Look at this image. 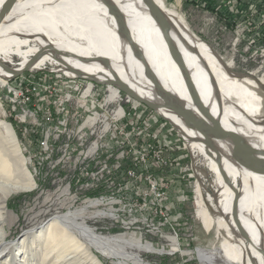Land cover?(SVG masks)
Wrapping results in <instances>:
<instances>
[{
  "label": "rangeland",
  "instance_id": "1",
  "mask_svg": "<svg viewBox=\"0 0 264 264\" xmlns=\"http://www.w3.org/2000/svg\"><path fill=\"white\" fill-rule=\"evenodd\" d=\"M162 1L171 13L181 17L194 37L213 48L232 73L259 82V86L249 87L263 102L256 118H264V0H238L233 7L227 0ZM10 59L7 63L16 67L23 58L11 54ZM66 76L74 77L81 90L97 99L88 96L86 101L84 98L72 101L68 122L75 128L73 135L78 142H64V135L44 151L38 142L31 140H41L42 110L55 108V96L66 90L63 88ZM78 78L59 71L53 61H46L41 67L0 81V149L12 168L19 167L10 176L0 174V179L31 178L33 182L29 190L14 193L6 201L2 243L9 246L0 253V264H20V259H25L21 264H98L91 259L94 255L102 264H120L119 258L94 249L89 256L87 242L82 238L80 248H74L76 251L70 248L69 253L65 246L59 245L43 258L46 242L39 236V228L46 227L57 215L81 208L87 212L86 224L96 234L139 235L142 241L163 249L140 252L127 248L142 264L226 263L221 244L230 238L229 230L219 217L207 230L196 213L198 186L202 185L207 198L218 189L217 177L206 156L199 154L195 146H188L191 142L180 130L145 103L113 85ZM34 86L37 89L32 94L29 91ZM46 95L50 96V102ZM101 110L105 135L116 130L120 142H100L102 157L85 160L80 151H85L90 142L85 145L79 142L86 136L85 130H91V118L97 117ZM7 124L16 142H11L7 135ZM107 156L113 171L101 177L97 162ZM104 198H113V202ZM11 200H17L16 210L9 207ZM208 204L215 216L218 208ZM160 211L167 215V224L157 216ZM29 230L33 233H28ZM29 254L31 258L27 259Z\"/></svg>",
  "mask_w": 264,
  "mask_h": 264
},
{
  "label": "bare ground",
  "instance_id": "2",
  "mask_svg": "<svg viewBox=\"0 0 264 264\" xmlns=\"http://www.w3.org/2000/svg\"><path fill=\"white\" fill-rule=\"evenodd\" d=\"M157 1L165 7L162 0ZM173 13L183 29V67L173 58L155 10L147 0H0V59L8 64L12 61L11 54H19L23 59L16 67L21 68L43 47H55L62 52L58 55L64 66H74L99 78L118 74L169 103L178 96L183 97L197 127L208 130L210 138L220 140L225 147L206 148L180 119L171 115L181 134H188L183 135L191 142L188 146L198 147L199 154L206 156L217 177L218 189L210 198L205 197L202 185L198 186L196 213L207 230L219 217L229 230L230 238L235 239L226 238L222 242L221 255L226 263L220 264H264V118H256L263 102L249 87L259 86V82L232 73L213 48L194 37L181 17ZM97 56L113 62L112 72L87 60ZM53 60V56L43 55L34 67ZM4 70L1 63L2 82L11 75ZM5 129L11 142H16L12 128L7 124ZM233 150L254 157H249L245 167L239 166L230 156ZM17 170L19 167L12 168L0 149V174L10 176ZM32 184L31 178L0 179V224L3 222L0 253L9 246L2 243L6 201L14 193L29 190ZM208 202L218 208L215 216ZM86 213L84 208L68 211L39 228L38 234L44 237V244L46 242L43 258L59 245L65 246V251L80 248L79 238L86 240L87 253L94 249L108 257L119 258L120 264H142L127 248L140 252L163 251L142 241L139 235L96 234L86 224ZM31 231L28 233H33ZM88 255L91 256L90 252ZM91 259L102 264L96 255ZM24 261L20 259V264Z\"/></svg>",
  "mask_w": 264,
  "mask_h": 264
},
{
  "label": "water",
  "instance_id": "3",
  "mask_svg": "<svg viewBox=\"0 0 264 264\" xmlns=\"http://www.w3.org/2000/svg\"><path fill=\"white\" fill-rule=\"evenodd\" d=\"M147 1L151 5V7L155 10V14L158 17V21H159L158 23L160 24L159 26L161 27L167 46L169 47V50L173 58L175 59V61L179 66L183 67L181 62V54L183 49V42H182L183 29H182V25H180L179 23V19L173 13H171L166 7L161 5L157 0H147ZM58 54L61 55L62 52L55 47H50V46L43 47L39 52L34 54L32 58L27 63H25L21 68L18 67L14 68L9 64L2 62L1 59H0V64L3 63L5 72L11 73V75L7 77L8 80L15 76L20 75L21 73H24L25 71H29L35 68L34 67L35 63L39 59H41L43 55H51L54 58L53 62L57 63L59 71H65L66 73H69L72 76L79 77L85 80L113 85L118 89H120L121 91L125 92L127 95L133 97L134 99L145 103L146 105L151 107L154 111L159 113L162 117H164L165 119H167L177 127V125L171 118L172 117L171 115L176 116L186 126L185 128L191 132V135L193 133L195 139L203 143L206 148L216 149V150L225 149V147L220 144L219 142L220 140L210 138V136L208 135V130H201L197 127V125L194 123L192 115L189 113V110L186 109L185 99L183 97L178 96L172 103H169L165 100L158 99L156 96L149 93L144 88L139 87L138 85L133 83V81L129 82L123 80L118 74L113 73L112 76L110 77L99 78L96 75L85 74L80 70H78L77 68H75L74 66H69V65L64 66L65 64L63 63L62 58ZM87 60L91 63H98L105 70L111 71V69H114L113 62L108 58L97 56L96 58L87 59ZM184 131L186 133L189 132L186 130ZM202 132H203L202 134L203 136H201ZM233 151L231 152L230 156L232 157L234 162H236L237 165L239 166L245 167L246 161L250 159L249 157L253 156V155H241L240 153H237L235 151H234L235 155H233Z\"/></svg>",
  "mask_w": 264,
  "mask_h": 264
},
{
  "label": "built area",
  "instance_id": "4",
  "mask_svg": "<svg viewBox=\"0 0 264 264\" xmlns=\"http://www.w3.org/2000/svg\"><path fill=\"white\" fill-rule=\"evenodd\" d=\"M238 0H227L228 4H231V7H233ZM177 3V1H176ZM216 6V4H214ZM57 76H61L58 74ZM65 79L67 82L65 86L63 87L64 93H62L60 96H55L54 98V105L55 108H47L46 110H42L41 113V125L39 126L41 130V140L39 141H32L31 142H38V146L44 150L47 151L50 148L51 142H59L60 137L66 136V139L64 142H78L74 138L75 128H71L69 126L68 122V114L72 109V101L76 98L79 100V98L86 101V98L89 96L90 98L97 99V97L94 98L93 95H90L88 91L81 90V84L77 82V80L74 77L66 76ZM79 79V78H78ZM82 79H79L81 81ZM85 82H91L88 80H85ZM92 83V82H91ZM31 89V88H30ZM30 89H27L29 91ZM36 87L34 86L29 92L35 93ZM30 96V95H29ZM48 102H50V96L46 95ZM85 112H83L82 118L84 117ZM77 120H79V116H75ZM88 121V120H87ZM104 123V113L101 112L98 114L97 117L91 118V130H85L86 136L82 138V140L79 142L80 145H85L86 142H90L87 145V149L85 151H80L81 154H83V158L85 160L88 159H94V158H101L104 154V151L102 149V146L100 142H105L104 144H110L111 142H120L118 137V131L114 130L112 134L105 135L103 126ZM103 126V127H102ZM80 130V128H77V132ZM25 132V130H24ZM92 138V139H91ZM198 147H196L197 150ZM109 156H107L104 159H99V170L98 173H100L101 177H104L106 174L113 171V167L109 166L108 163ZM119 166L117 165L116 168ZM108 198H104L103 200L106 201ZM96 201V200H93ZM103 201V202H104ZM92 202V201H91ZM98 202V201H96ZM113 202V198L108 199V203ZM99 203V202H98ZM160 218V221L164 224H167V215L163 211H160V213L157 215ZM144 225L146 223H143ZM149 225V224H148Z\"/></svg>",
  "mask_w": 264,
  "mask_h": 264
},
{
  "label": "trees",
  "instance_id": "5",
  "mask_svg": "<svg viewBox=\"0 0 264 264\" xmlns=\"http://www.w3.org/2000/svg\"><path fill=\"white\" fill-rule=\"evenodd\" d=\"M18 199L21 201V199H23V198H22V195H20V197H19ZM16 201H17V200H16ZM16 201H14V200H13V201H12V200L9 201V204H8L9 207L12 208V209H14V210H16V209H15V203H16Z\"/></svg>",
  "mask_w": 264,
  "mask_h": 264
}]
</instances>
